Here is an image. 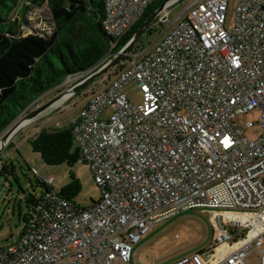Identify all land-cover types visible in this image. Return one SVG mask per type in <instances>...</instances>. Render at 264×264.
I'll return each mask as SVG.
<instances>
[{
  "label": "built area",
  "instance_id": "2783aa9c",
  "mask_svg": "<svg viewBox=\"0 0 264 264\" xmlns=\"http://www.w3.org/2000/svg\"><path fill=\"white\" fill-rule=\"evenodd\" d=\"M153 1L105 0L101 24L113 46ZM177 1H166L158 24ZM229 1L196 0L151 50L126 54L128 67L71 121L98 201L81 208L42 183L0 264H133L145 232L195 208L221 210L222 227L206 252L172 264H246L253 253L264 264V0L239 3L228 30ZM131 82L140 104L124 93ZM254 109L261 135L250 140L252 125L235 119Z\"/></svg>",
  "mask_w": 264,
  "mask_h": 264
},
{
  "label": "rangeland",
  "instance_id": "374dc122",
  "mask_svg": "<svg viewBox=\"0 0 264 264\" xmlns=\"http://www.w3.org/2000/svg\"><path fill=\"white\" fill-rule=\"evenodd\" d=\"M195 1L179 0L168 8V21L164 22L162 26L155 27L153 33H144L142 36L143 50H151L159 42L161 32H165L169 23L175 21L178 16L185 14ZM242 1L230 0L228 2L225 19L226 29L229 30L234 26L236 7ZM28 5L29 10L25 14V22L21 23L19 27L21 34L23 36L32 34L49 36L53 29L49 8L46 5L39 8L31 4ZM83 20L94 25L97 16L95 14L92 16L85 15ZM107 75L108 73H105L76 94L67 92L73 96L68 97L59 106H54L43 112L35 122L28 124L24 131L16 135L0 153V248L12 244L21 234L25 225L24 217L27 214L26 197L31 194L38 198L45 191L42 183L47 184L54 194L60 195L62 188L70 183L71 176H73L77 180L80 190L70 200L81 208L90 207L98 201L100 191L90 168L86 164L76 162L71 167L65 164L48 166L39 154L32 151L28 140L44 126L48 128L67 126L72 118L80 114L88 98L94 93L102 91L112 82L113 79L107 80ZM84 77L86 76H82V79ZM103 79L107 80L106 84L102 83ZM77 82L79 81L73 80L64 83L56 89L58 92H53L45 96L42 101L33 103L27 112L66 92ZM124 93L133 104L141 103L140 92L133 82L125 86ZM111 113V109L108 108L103 111L100 118L105 119ZM260 116L259 110L254 109L247 114L237 116L235 119L239 126L245 123L252 125L244 131V136L250 140L261 135V129L258 125ZM4 164L8 166L13 164L14 170L9 169V173L12 174L1 171ZM32 170L36 171L37 174H33ZM214 213L219 215H214ZM220 215L221 210L195 208L180 212L154 224L133 246L132 263L172 264L183 257L206 252L213 244L214 233L222 227L223 220ZM215 224H219V227ZM261 249L263 250L264 247ZM247 263L259 264V255L252 254L247 259Z\"/></svg>",
  "mask_w": 264,
  "mask_h": 264
},
{
  "label": "trees",
  "instance_id": "16d2710c",
  "mask_svg": "<svg viewBox=\"0 0 264 264\" xmlns=\"http://www.w3.org/2000/svg\"><path fill=\"white\" fill-rule=\"evenodd\" d=\"M164 2L155 0L150 3L131 29L113 46L114 40L106 35L101 24L105 0H0V134L33 103L58 92L56 89L69 79L103 65L130 41L143 22ZM28 4L49 8L53 27L49 36L21 34L19 27L25 22ZM92 14L97 16L94 25L83 20L85 15ZM157 22L155 19L145 34H151L155 27L163 25ZM142 36L127 54L144 49ZM128 61L129 57L124 55L106 72L107 80L115 79L125 70ZM107 80L103 79L102 83L106 84ZM71 121L67 126H44L28 140L32 151L39 154L46 165L65 164L71 167L79 162V150L72 139ZM9 169L14 170L13 164H4L1 171L9 173ZM79 190L77 180L71 176L70 183L62 188L60 196L70 200ZM36 201L37 198L27 195L24 223Z\"/></svg>",
  "mask_w": 264,
  "mask_h": 264
},
{
  "label": "water",
  "instance_id": "95a60500",
  "mask_svg": "<svg viewBox=\"0 0 264 264\" xmlns=\"http://www.w3.org/2000/svg\"><path fill=\"white\" fill-rule=\"evenodd\" d=\"M167 1V0H166ZM166 1L156 10L154 11L141 25V27L137 30V32L132 36L130 41L118 52L113 54L109 60H107L103 65H101L96 70H91V72L80 82L73 85L69 90L50 100L49 102L43 104L40 107L33 109L32 111H28L25 109L17 119L0 134V153L3 149L10 143V141L14 138V136L25 126L35 121L38 116H40L43 112L52 108V106L59 101L67 92L72 94H76L86 88L88 85L92 84L99 77L103 76L106 72H108L120 59L126 55L129 49L134 45L136 41L145 33L150 24L157 18L160 12L165 8Z\"/></svg>",
  "mask_w": 264,
  "mask_h": 264
},
{
  "label": "bare ground",
  "instance_id": "6f19581e",
  "mask_svg": "<svg viewBox=\"0 0 264 264\" xmlns=\"http://www.w3.org/2000/svg\"><path fill=\"white\" fill-rule=\"evenodd\" d=\"M69 95H71V94H66V95H64L59 101H57L52 107H54V106H59L64 100H66L68 97H70ZM54 110V109H53Z\"/></svg>",
  "mask_w": 264,
  "mask_h": 264
},
{
  "label": "crops",
  "instance_id": "0c3cea01",
  "mask_svg": "<svg viewBox=\"0 0 264 264\" xmlns=\"http://www.w3.org/2000/svg\"><path fill=\"white\" fill-rule=\"evenodd\" d=\"M86 103H87V101H86ZM72 119H73V118H72ZM35 121H36V120H35ZM35 121H33V122H35ZM33 122H31V123H33ZM31 123H30V124H31ZM26 127H27V126H25L23 129H21L16 135H18V134H20L22 131H24V129H25ZM16 135H15V136H16ZM15 136H14V137H15ZM233 248H235V246H234ZM224 249H226V247H224ZM132 253H133V251H132ZM253 254H257V253H253ZM250 257H251V255H250L247 259H249ZM247 259H246V264H248V263H247Z\"/></svg>",
  "mask_w": 264,
  "mask_h": 264
}]
</instances>
